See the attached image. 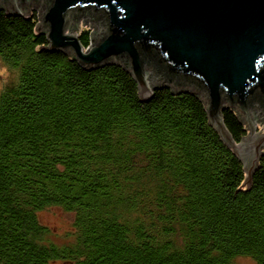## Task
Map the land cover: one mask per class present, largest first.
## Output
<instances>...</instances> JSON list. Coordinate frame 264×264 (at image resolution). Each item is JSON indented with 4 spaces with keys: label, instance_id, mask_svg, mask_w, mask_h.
<instances>
[{
    "label": "trees",
    "instance_id": "1",
    "mask_svg": "<svg viewBox=\"0 0 264 264\" xmlns=\"http://www.w3.org/2000/svg\"><path fill=\"white\" fill-rule=\"evenodd\" d=\"M35 22L0 8V264H264V154L236 190L242 162L196 96L160 87L142 101L116 63L35 50L48 44L30 39ZM49 206L73 214L64 243L38 217Z\"/></svg>",
    "mask_w": 264,
    "mask_h": 264
},
{
    "label": "water",
    "instance_id": "2",
    "mask_svg": "<svg viewBox=\"0 0 264 264\" xmlns=\"http://www.w3.org/2000/svg\"><path fill=\"white\" fill-rule=\"evenodd\" d=\"M0 8L23 17L36 8L30 39L45 32L48 44L35 50H62L85 69L116 63L142 101L160 87L192 93L242 162L235 189L250 187L264 154V0H0ZM228 107L246 130L240 141L224 123Z\"/></svg>",
    "mask_w": 264,
    "mask_h": 264
},
{
    "label": "rangeland",
    "instance_id": "3",
    "mask_svg": "<svg viewBox=\"0 0 264 264\" xmlns=\"http://www.w3.org/2000/svg\"><path fill=\"white\" fill-rule=\"evenodd\" d=\"M30 12L36 14L37 9L36 8L30 9ZM37 21L39 20L37 19ZM85 27L88 28L89 31L91 30V27L88 24H86ZM5 73H6L5 68L0 67V74L3 76L5 75ZM0 84H1V79H0ZM259 129H260V125L256 123L255 131H258ZM38 217L43 224L47 225L50 228L51 230V233L49 234L50 240H52L57 244L64 243L68 240V233L72 228L71 224L73 221V214L71 212L65 211L59 206H49L40 210L38 212ZM235 263L256 264L254 259H252L249 256H243V255L237 256L235 258ZM53 264H62V261H56Z\"/></svg>",
    "mask_w": 264,
    "mask_h": 264
}]
</instances>
